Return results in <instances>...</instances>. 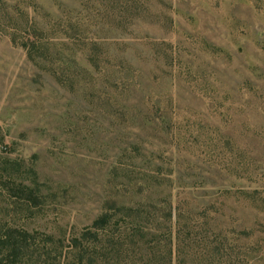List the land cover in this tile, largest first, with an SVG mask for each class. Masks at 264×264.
<instances>
[{
  "label": "rangeland",
  "instance_id": "rangeland-1",
  "mask_svg": "<svg viewBox=\"0 0 264 264\" xmlns=\"http://www.w3.org/2000/svg\"><path fill=\"white\" fill-rule=\"evenodd\" d=\"M147 182L180 241L93 227ZM7 240L16 264H264V0H0Z\"/></svg>",
  "mask_w": 264,
  "mask_h": 264
},
{
  "label": "trees",
  "instance_id": "trees-1",
  "mask_svg": "<svg viewBox=\"0 0 264 264\" xmlns=\"http://www.w3.org/2000/svg\"><path fill=\"white\" fill-rule=\"evenodd\" d=\"M146 187L145 193L147 194L143 195L144 199L142 201L136 202L135 204H128V202L124 200L116 201L112 207L106 208V210L93 222V227L96 229L108 227L113 221V216L118 212L133 218L134 222L132 227L135 229L143 230L147 227H150V229H159L164 227L171 233L176 227L177 239L180 241L182 230H184L185 227H189L188 224L183 223L187 210L181 206L182 202L179 201L177 205H174L173 200H171L172 191L168 192L166 190L165 193L167 195L163 199V204L161 205L152 197L156 192L154 184L147 182ZM111 209H115V213H113ZM161 217L162 219L164 218V223L160 221ZM3 242L10 245L11 248L10 254L5 258H0V264H16L14 256L17 257L21 248L18 247L16 243H12L9 240ZM91 264H95V262L91 261Z\"/></svg>",
  "mask_w": 264,
  "mask_h": 264
}]
</instances>
